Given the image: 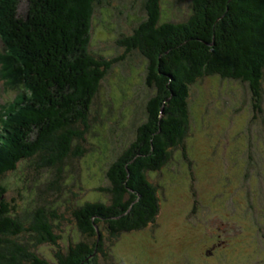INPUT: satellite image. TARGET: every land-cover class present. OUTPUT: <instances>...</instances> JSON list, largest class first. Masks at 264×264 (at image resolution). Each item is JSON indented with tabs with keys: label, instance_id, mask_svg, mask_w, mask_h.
Segmentation results:
<instances>
[{
	"label": "trees",
	"instance_id": "1",
	"mask_svg": "<svg viewBox=\"0 0 264 264\" xmlns=\"http://www.w3.org/2000/svg\"><path fill=\"white\" fill-rule=\"evenodd\" d=\"M0 0L1 55L9 75L23 88L0 124V264H99L108 257L105 240L156 223L162 171L173 151L187 157L191 87L210 75L247 83L254 107L264 78V0H192L184 21L162 19L161 0H144L147 17L117 43L124 51L108 58L90 48L100 0ZM138 53L147 61L145 84L154 90L136 136L107 169L109 201L87 200L72 208L83 238L56 259L37 247L52 243L59 219L44 206L20 211L4 179L26 160L38 170L56 171L80 159L89 115L102 81L114 64ZM9 67V68H8ZM26 210V211H29Z\"/></svg>",
	"mask_w": 264,
	"mask_h": 264
},
{
	"label": "rangeland",
	"instance_id": "2",
	"mask_svg": "<svg viewBox=\"0 0 264 264\" xmlns=\"http://www.w3.org/2000/svg\"><path fill=\"white\" fill-rule=\"evenodd\" d=\"M143 3L100 0L91 50L119 56L124 48L117 40L147 17ZM26 9L27 0H22L19 12ZM161 10L163 20L184 21L192 0H161ZM5 52L0 35V124L23 93L5 67ZM146 76L147 61L138 53L114 64L89 115L80 144L87 151L68 160L60 177L26 160L6 175L8 197H15L21 212L31 216L30 210L44 206L59 217L54 230L62 236L60 248L52 243L37 247L45 258L54 261L56 250L83 238L72 208L87 200L109 201V193L100 188L110 185L109 165L146 119V103L154 92ZM261 94L260 106L254 107L247 83L217 74L192 85L187 157L177 149L162 171L149 174L160 185L156 223L105 240L108 257L99 256V264H264V78Z\"/></svg>",
	"mask_w": 264,
	"mask_h": 264
}]
</instances>
